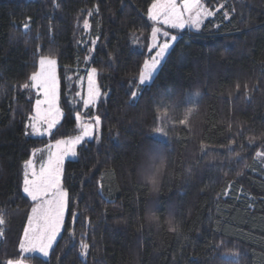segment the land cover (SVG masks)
<instances>
[{
    "label": "trees",
    "instance_id": "1",
    "mask_svg": "<svg viewBox=\"0 0 264 264\" xmlns=\"http://www.w3.org/2000/svg\"><path fill=\"white\" fill-rule=\"evenodd\" d=\"M152 3L0 0V264H264V0H204L214 15L172 29L143 85ZM41 57L57 61L64 116L52 135H25L39 95L21 86ZM90 68L103 96L86 109L77 93ZM76 112L99 116L100 135L64 164L67 213L50 255H23L35 204L23 162L75 135Z\"/></svg>",
    "mask_w": 264,
    "mask_h": 264
},
{
    "label": "snow or ice",
    "instance_id": "2",
    "mask_svg": "<svg viewBox=\"0 0 264 264\" xmlns=\"http://www.w3.org/2000/svg\"><path fill=\"white\" fill-rule=\"evenodd\" d=\"M185 12L190 14L195 13L194 16H191V23L196 27L200 26L202 16L213 15L211 11L203 7L201 0H180L179 4L177 0H153L148 10V16L151 20H161L162 18L161 22L171 28L183 29L185 27V20L183 18ZM30 23L31 19L29 18L28 22L23 25L24 30L29 28ZM87 26V21H85V27ZM160 32L161 29L153 27L151 30L152 38L156 39L157 33ZM162 35L166 38L169 37L168 32H163ZM170 40L174 43L177 37L173 35L170 37ZM171 47L172 45L167 41L163 44L149 46L150 55L155 49L158 48L159 50L152 56L151 61H144L139 75L140 84H144L154 78V74L159 71L163 58L166 57ZM56 63L57 61L54 59L41 57L39 60L40 71L31 74L29 77L30 84L25 83L21 86L25 90L30 87L39 88L44 96L43 100L37 99L35 102V115L28 117V122L25 124V135H52L54 134L53 130L57 129L61 123L60 118L63 116V112L57 106ZM96 73L97 69L93 68L89 74L87 97L83 99V105L86 109L93 105L96 98L100 95L99 90L93 86V76ZM137 95V91H131L133 100ZM42 105H46V107H42ZM75 119L77 122L81 121L80 112L75 113ZM89 120L91 121L89 123H80L79 135L67 139H56L54 143L55 151L50 150L53 145L45 146L49 150L47 160L41 163L38 172L32 156L36 152H43L45 149H33L30 158L23 162L25 171L21 190L33 202H38L31 209L33 215L29 216L30 223H34L35 227L31 229L26 227L25 237L28 244L44 256L49 255L48 249L52 247V242L56 239L57 233L61 231L63 225L64 210L68 199V191L62 186L64 157L69 154L75 156L77 154V146L85 141V138L93 136V130L100 124V117H89ZM181 123H184V121H181ZM29 128L31 129V133L28 131ZM152 184L154 187L157 185L155 177L152 178ZM73 215L75 216L76 214ZM4 223L3 217L0 216V226ZM169 224L170 231L177 230L171 226V221H169ZM21 247L23 248V244ZM80 248V255L83 257L86 255L89 245L81 241ZM224 255H232L238 259L235 253H224ZM6 264H21V262L8 260Z\"/></svg>",
    "mask_w": 264,
    "mask_h": 264
},
{
    "label": "rangeland",
    "instance_id": "3",
    "mask_svg": "<svg viewBox=\"0 0 264 264\" xmlns=\"http://www.w3.org/2000/svg\"><path fill=\"white\" fill-rule=\"evenodd\" d=\"M177 3L179 4L180 3V0H177ZM201 4L203 5V7H205V8H207L209 11H211L212 13H213V15H214V11L213 10H211L210 8H208L206 5H205V3H204V0H201ZM195 15V13L193 12V13H187V12H185L184 13V20H185V27L183 28V29H181V28H171L170 26H168V25H164L161 21H162V18H161V20H151L150 18H149V16H148V18L154 23V27H156V28H159V29H161V32L160 33H157V38L156 39H153L152 38V36H151V41H150V45H159V44H163V43H165L166 41L167 42H169L172 46H173V44L175 43H173L171 40H170V37L171 36H173V35H175V34H173V33H170L171 32V30L172 29H177L178 31H183L184 29H193V30H200V28L202 27V25H203V23L208 19V18H210V17H212L213 15H211V16H202L201 17V23H200V26L199 27H196L195 25H193L192 23H191V16H194ZM163 32H168L169 33V37L168 38H166V37H164L163 35H162V33ZM176 36V35H175ZM136 45H137V47L139 48V49H142V41L140 40V38H138V40H136ZM172 48V47H171ZM170 48V49H171ZM170 49H169V51H170ZM159 49L157 48V49H155L154 51H152L153 52V55L152 56H154L155 54H156V51H158ZM168 51V52H169ZM167 55V54H166ZM152 56L149 58V59H147V60H149V61H151V58H152ZM47 58H49V59H54V60H56L55 58H52V57H47ZM165 58H163V60H164ZM91 69H93V68H90L89 70H88V72H87V74H86V76L85 77H83V78H81L80 80H79V86H80V91H79V95H80V99H81V101H82V103H83V99L84 98H86L87 97V91H88V87H89V81H88V78H89V74H90V72H91ZM38 71H40V64H39V67H38V70L36 71V72H38ZM156 74V73H155ZM155 74H154V76H155ZM55 75H56V80H57V97H58V99H57V106L61 109V111L63 112V109H62V107H61V103H60V78H59V73H58V64L56 63V67H55ZM97 77H98V72L93 76V80H94V87L96 88V89H98L99 90V93H100V95L96 98V100H95V102H94V104L93 105H95V104H97V102L100 100V98L103 96L102 95V93H101V90H100V87H99V84H98V79H97ZM153 79H151L150 81H148V82H146V83H144V84H148V83H150L151 81H152ZM143 84V85H144ZM34 90H35V92L39 95V97L37 98V99H41V100H43L44 99V96H43V93H42V91L39 89V88H33ZM36 99V100H37ZM36 102V101H35ZM93 105H91V106H93ZM42 107H46V105H42ZM90 107V106H89ZM33 115H35V112H34V114ZM63 116H64V112H63ZM63 116L60 118V120L62 121L63 120ZM89 122H91V121H80L79 123H78V132L75 134V135H73V136H71V137H74V136H77V135H79L80 134V127H79V125H80V123H89ZM28 131H29V133H31V129L29 128L28 129ZM99 135H100V129H99V125L93 130V136L91 137V138H85V140H88V139H95V138H98L99 137ZM45 136H49V135H45ZM69 138V137H68ZM67 139V138H66ZM84 142V141H83ZM54 143L55 142H52V143H50L49 145H53V147L50 149L51 151H55V147H54ZM79 146V145H78ZM78 146H77V148H78ZM77 148H76V155L75 156H73V155H71V154H69L68 156H65L64 157V161H63V165H62V171H63V169H64V164H65V162H66V160L67 159H76L77 157H78V152H77ZM41 149H45L43 152H36L35 153V155L34 156H32V159L34 160V162H35V165L37 164V162H38V160H41L42 162H44V161H46L47 160V156H48V149H46L45 147L44 148H41ZM40 168V167H39ZM37 170V172L39 171V169H36ZM62 177H63V175H62ZM31 178V177H30ZM62 186H63V182H62ZM67 201H68V199H67ZM66 213H67V202H66V206H65V210H64V218H63V225H62V227H61V231L59 232V233H57V236H56V239L52 242V247H53V245H55V243H56V241L58 240V238L60 237V235H61V233H62V231H63V229H64V224H65V217H66ZM28 225V224H27ZM32 226V223H29V225H28V228H30ZM34 227H35V225H34ZM25 237V236H24ZM23 237V238H24ZM23 244V248L21 247V245ZM51 247V248H52ZM51 248L50 249H48V252H50V250H51ZM20 251H21V254H25V253H31V254H33V253H38V255L39 254H41V256L43 255L42 253H40L39 251H37V250H35L32 246H30L29 244H28V242H25V243H23V242H21V244H20ZM42 257H45L44 255L42 256ZM46 257H48V256H46ZM20 262H21V264H28V263H26L25 261H22V260H19Z\"/></svg>",
    "mask_w": 264,
    "mask_h": 264
},
{
    "label": "crops",
    "instance_id": "4",
    "mask_svg": "<svg viewBox=\"0 0 264 264\" xmlns=\"http://www.w3.org/2000/svg\"><path fill=\"white\" fill-rule=\"evenodd\" d=\"M66 139V138H65ZM41 163H42V161L41 160H38V162H37V164L35 165V167H36V169H39V167L41 166ZM24 171H25V169L23 170V174H24ZM36 203H38V202H35V204ZM34 204V205H35ZM30 215H33L32 214V212H30ZM29 223H30V221L28 220V225H29ZM28 225H27V227H28ZM32 227H34V223H32V226L30 227V229L32 228ZM62 234V233H61ZM25 236V232H24V235H23V237ZM61 236V235H60ZM59 239V238H58ZM58 241V240H57ZM56 241V242H57ZM21 242H23V243H25V242H27V239H26V237H24V238H22V241ZM56 244V243H55ZM54 246V245H53ZM53 248V247H52ZM52 248H51V250H52ZM51 250H50V252H51ZM50 252H49V255H50ZM29 254H31V253H25L24 255H29ZM33 254H38V253H33ZM39 255H41V254H39ZM48 255V256H49ZM43 256V255H42ZM46 257V256H45ZM47 258V257H46ZM17 261H19V260H17ZM23 261V260H22ZM15 262V261H14ZM27 263V262H26Z\"/></svg>",
    "mask_w": 264,
    "mask_h": 264
},
{
    "label": "bare ground",
    "instance_id": "5",
    "mask_svg": "<svg viewBox=\"0 0 264 264\" xmlns=\"http://www.w3.org/2000/svg\"><path fill=\"white\" fill-rule=\"evenodd\" d=\"M191 33H189V35H190ZM192 35V34H191Z\"/></svg>",
    "mask_w": 264,
    "mask_h": 264
}]
</instances>
